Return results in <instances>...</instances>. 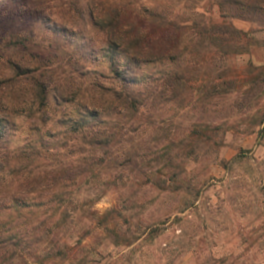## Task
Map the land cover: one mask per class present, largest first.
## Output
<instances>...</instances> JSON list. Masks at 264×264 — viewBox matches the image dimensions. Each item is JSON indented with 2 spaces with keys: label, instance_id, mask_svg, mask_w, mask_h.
<instances>
[{
  "label": "trees",
  "instance_id": "trees-1",
  "mask_svg": "<svg viewBox=\"0 0 264 264\" xmlns=\"http://www.w3.org/2000/svg\"><path fill=\"white\" fill-rule=\"evenodd\" d=\"M205 1L0 0V264L69 249L86 185L97 198L107 187L127 192L130 161L159 177L139 160L143 113L182 105L190 73L254 47L234 20L264 23V0H209L222 23L200 11ZM226 86L213 80L204 93ZM181 185L150 184L195 205L199 192ZM136 228L125 246L147 234Z\"/></svg>",
  "mask_w": 264,
  "mask_h": 264
},
{
  "label": "rangeland",
  "instance_id": "rangeland-1",
  "mask_svg": "<svg viewBox=\"0 0 264 264\" xmlns=\"http://www.w3.org/2000/svg\"><path fill=\"white\" fill-rule=\"evenodd\" d=\"M200 11L214 23L223 21L214 2L206 0ZM233 24L254 34V47L190 73L182 105H156L141 116L149 127L139 134V160L159 177L146 176L130 161L123 181L127 192L107 187L97 198L85 192L91 190L86 185L87 211L75 216L69 249L21 264H264V23ZM213 80L227 86L209 97L204 92ZM159 180L168 186L190 183L199 192L195 205L185 207L186 193L150 186ZM166 216L171 218L162 222ZM140 223L147 234L125 246V232Z\"/></svg>",
  "mask_w": 264,
  "mask_h": 264
}]
</instances>
